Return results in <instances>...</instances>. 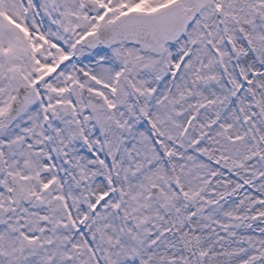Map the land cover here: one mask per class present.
<instances>
[{
	"label": "snow or ice",
	"instance_id": "1",
	"mask_svg": "<svg viewBox=\"0 0 264 264\" xmlns=\"http://www.w3.org/2000/svg\"><path fill=\"white\" fill-rule=\"evenodd\" d=\"M0 264H264V0H0Z\"/></svg>",
	"mask_w": 264,
	"mask_h": 264
}]
</instances>
